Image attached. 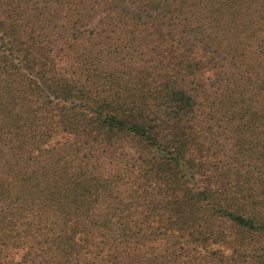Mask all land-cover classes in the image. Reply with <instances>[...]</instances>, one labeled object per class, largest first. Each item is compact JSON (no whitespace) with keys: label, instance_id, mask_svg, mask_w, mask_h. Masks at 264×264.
<instances>
[{"label":"trees","instance_id":"16d2710c","mask_svg":"<svg viewBox=\"0 0 264 264\" xmlns=\"http://www.w3.org/2000/svg\"><path fill=\"white\" fill-rule=\"evenodd\" d=\"M0 264H264V0H0Z\"/></svg>","mask_w":264,"mask_h":264}]
</instances>
